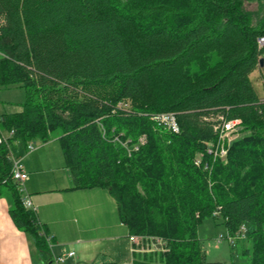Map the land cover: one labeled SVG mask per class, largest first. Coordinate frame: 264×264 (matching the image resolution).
<instances>
[{
  "label": "trees",
  "instance_id": "16d2710c",
  "mask_svg": "<svg viewBox=\"0 0 264 264\" xmlns=\"http://www.w3.org/2000/svg\"><path fill=\"white\" fill-rule=\"evenodd\" d=\"M260 38L264 0H0V89L26 92L20 112L0 116V186L42 264L54 263L49 235L12 168L57 131L71 190L108 191L129 236L168 241L162 255L133 248L132 264H223L198 235L208 218L231 237L245 227L248 264H264ZM161 114L175 115L178 134ZM219 116L249 133L226 163L208 155Z\"/></svg>",
  "mask_w": 264,
  "mask_h": 264
},
{
  "label": "crops",
  "instance_id": "0c3cea01",
  "mask_svg": "<svg viewBox=\"0 0 264 264\" xmlns=\"http://www.w3.org/2000/svg\"><path fill=\"white\" fill-rule=\"evenodd\" d=\"M21 110L22 108L16 112ZM3 114L5 113H0V116ZM41 144L40 150L43 152L39 150L40 152L35 153L36 155L34 154L24 166L28 174V180L24 185L30 202L37 210L38 221L46 228L52 242L58 244L63 238H71L74 247L81 249L80 254L75 249L68 251L76 254L74 258L67 260L68 262H75L76 258L79 262L87 261L90 255L94 258L95 264L120 262L128 264V260H133V245L131 246L127 240L128 229L120 221L117 204L110 193L102 189L71 190L70 173L66 167L60 168L56 165L55 150L45 153L46 147L52 144V140ZM28 154L29 151L26 150L21 157V163ZM11 207L8 189L2 185L0 186V264H35L36 257L38 258L36 248L32 239L15 226L9 214ZM114 231L120 233V236L100 237ZM100 240L105 241V244H95ZM107 241L112 243L124 241L122 251L118 250L119 245L116 247L109 245V250L102 249L107 246Z\"/></svg>",
  "mask_w": 264,
  "mask_h": 264
},
{
  "label": "rangeland",
  "instance_id": "374dc122",
  "mask_svg": "<svg viewBox=\"0 0 264 264\" xmlns=\"http://www.w3.org/2000/svg\"><path fill=\"white\" fill-rule=\"evenodd\" d=\"M246 9L249 11H256L258 9V5L257 4H246ZM251 81H252V84L258 96L262 100H264V67H258V69L251 75ZM25 101H26V92L24 89H21L18 87H9V88L0 89V113L19 111V109L21 108V104H24ZM248 134L249 133H246L245 131L242 132V129L234 133L230 138V142L227 141L225 144V148L227 149V151L230 150V148L236 141L240 140L241 138H243L244 136ZM60 135H61L60 131H57L54 134H52V139H51L52 144H50L48 147H46V149L45 148L44 149L46 150L45 153H51L52 150L54 149L55 154H57L55 155V157H57L56 162H55L56 165H58L60 168L61 167L65 168L66 167L65 158L63 156V152H62L59 140H57V138ZM32 147H33V150L32 151L30 150L29 154L26 155V158L22 159L23 166H26L29 163L30 159L35 153L38 154L41 151L40 149L42 148V144L39 140H37L35 142H32ZM227 156L224 158H218V159L213 158V159L220 160L226 163ZM198 160H200L199 157L195 161L196 166H197ZM214 218H217L215 214H214ZM240 230L237 232L236 235L240 234ZM109 235H115V236L119 235L120 236V233H117L116 231H114L111 234L102 235L100 237L101 238L108 237ZM198 235L204 244V249L207 252L208 260L210 262H221L223 264H248L249 263L247 258L244 255L245 250L252 247L251 241L247 240V232L244 233V238H240L236 236L237 238L235 239V242L244 241V240H247V241L241 246L240 245L237 246L235 254H233L231 251L230 242L228 241V238H227V230L225 226L222 224V219H219V218L218 219H210V218L206 219L200 225L199 230H198ZM221 236L224 237V241L222 243H218V239ZM127 240L132 246V243L129 240V236L127 237ZM72 241L73 239L71 238H63L58 241V244H55L52 242L51 250H52L53 255L55 257L64 256L66 253L68 254L69 253L68 251L72 249H75V251H77V253L80 254L81 249L74 247ZM104 242L105 241L100 240V242H96L95 244L104 243ZM122 244H124V241H117L116 243L107 241L106 242L107 246H105L102 249L109 250V247H108L109 245H113L115 247L119 245L118 250L121 252L122 251L121 248H123ZM135 245H136L135 249H136L137 254H143V253L151 254L152 253V254L162 255V254L169 252L168 241L162 238H159L156 240L149 239V240H146L145 242L138 240ZM162 248H164V250ZM120 259H125V258H120ZM128 261H127L128 264L133 263V260H128ZM35 262H36L35 264H42L37 257H36ZM95 263L96 262H94V258L90 257L89 255L87 261L81 260L79 262V260L76 258L75 262L66 261L62 264H95ZM123 263L124 262H120L119 264H123Z\"/></svg>",
  "mask_w": 264,
  "mask_h": 264
},
{
  "label": "built area",
  "instance_id": "2783aa9c",
  "mask_svg": "<svg viewBox=\"0 0 264 264\" xmlns=\"http://www.w3.org/2000/svg\"><path fill=\"white\" fill-rule=\"evenodd\" d=\"M258 44L260 48H264V38H260L258 41ZM154 120L163 124L168 130H170L171 132L175 134H178L180 132V128H179L177 119L174 114H161L155 117ZM213 124H214L213 129H214L215 134L217 135V140H216V143L211 144L210 147L208 148V155L214 159L224 158L228 154V151L225 148V144L227 141L230 142L231 136L241 129L242 121L241 120H226L224 117L219 116L213 120ZM0 142H1V139H0ZM30 150L31 151L33 150L32 144L28 146V151ZM199 163L200 162L198 161L197 165H199ZM12 176H13L14 181L18 183L19 192L21 193V196H22V199H21L22 204L24 205L26 209L36 214L37 210L36 208H34V206L30 202L26 194L24 184L28 180V174L26 173L25 168L23 164L21 163L20 159L14 158L13 160ZM1 184H2V181H0V185ZM245 232H246V228L242 227L240 230V234H238L237 236L240 238H244ZM43 236L46 239V242L51 247L52 238L47 235H43ZM227 238H228V241L232 244L235 242V239L237 237H231L227 233ZM129 240L132 243L134 249L136 248L135 244L138 240L145 242L143 238H139L136 236H129ZM223 241H224V237L221 236L218 239V243H222ZM75 255H76L75 252H70L64 256L54 257L53 264H62L66 262L67 260L74 258Z\"/></svg>",
  "mask_w": 264,
  "mask_h": 264
},
{
  "label": "water",
  "instance_id": "95a60500",
  "mask_svg": "<svg viewBox=\"0 0 264 264\" xmlns=\"http://www.w3.org/2000/svg\"><path fill=\"white\" fill-rule=\"evenodd\" d=\"M260 67H264V59L260 60Z\"/></svg>",
  "mask_w": 264,
  "mask_h": 264
}]
</instances>
